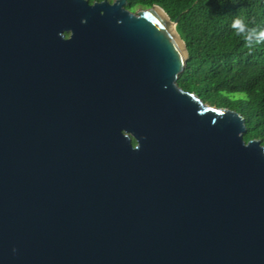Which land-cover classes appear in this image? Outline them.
<instances>
[{"label": "water", "instance_id": "1", "mask_svg": "<svg viewBox=\"0 0 264 264\" xmlns=\"http://www.w3.org/2000/svg\"><path fill=\"white\" fill-rule=\"evenodd\" d=\"M127 3L0 0V264H264L263 145Z\"/></svg>", "mask_w": 264, "mask_h": 264}, {"label": "trees", "instance_id": "2", "mask_svg": "<svg viewBox=\"0 0 264 264\" xmlns=\"http://www.w3.org/2000/svg\"><path fill=\"white\" fill-rule=\"evenodd\" d=\"M154 6L172 22L179 18L176 31L189 54L179 88L209 106L240 114L245 141L258 140L264 147V42L249 48L244 34L232 27L242 18L249 29H264V0H128L126 8Z\"/></svg>", "mask_w": 264, "mask_h": 264}, {"label": "clouds", "instance_id": "3", "mask_svg": "<svg viewBox=\"0 0 264 264\" xmlns=\"http://www.w3.org/2000/svg\"><path fill=\"white\" fill-rule=\"evenodd\" d=\"M233 29L236 30V34H244L247 46L249 48L254 47L261 42H264V29L258 30L256 28L249 29L245 20L242 18H236L232 24Z\"/></svg>", "mask_w": 264, "mask_h": 264}, {"label": "rangeland", "instance_id": "4", "mask_svg": "<svg viewBox=\"0 0 264 264\" xmlns=\"http://www.w3.org/2000/svg\"><path fill=\"white\" fill-rule=\"evenodd\" d=\"M138 10H139V9H138ZM136 11H137V10H136ZM136 11H135V12H136Z\"/></svg>", "mask_w": 264, "mask_h": 264}]
</instances>
